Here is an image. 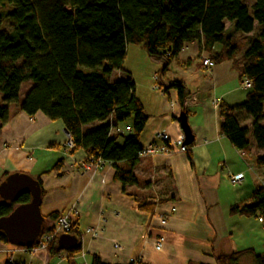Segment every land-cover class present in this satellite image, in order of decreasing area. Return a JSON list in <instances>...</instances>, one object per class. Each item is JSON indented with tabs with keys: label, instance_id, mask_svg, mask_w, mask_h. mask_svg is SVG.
I'll list each match as a JSON object with an SVG mask.
<instances>
[{
	"label": "crops",
	"instance_id": "0c3cea01",
	"mask_svg": "<svg viewBox=\"0 0 264 264\" xmlns=\"http://www.w3.org/2000/svg\"><path fill=\"white\" fill-rule=\"evenodd\" d=\"M213 48L220 50L217 44ZM126 52L123 70L117 69V75L113 71L109 78L125 79L129 73L133 79L135 94L149 117L140 137L142 147L160 144L155 133L165 131L173 152L139 158L134 167L137 180L124 191L114 179L111 164L84 170L86 153L82 148L64 152L69 135L62 121H52L41 111L30 117L11 106L10 117L0 129V181L12 172L39 178L45 192L42 215L57 210L76 212L73 219L82 235L77 237L81 252L51 255L46 249L30 252L0 241V264L7 259L23 264H89L92 254L106 264L136 260L142 264H215L217 255L238 250L245 251L237 264L246 257L254 264L255 254L264 252L263 236L254 222L264 220L230 215L228 210L248 199L255 188L264 189V166L255 162L256 156L263 158V152H256L254 145L249 154L233 146L220 131L218 113L220 103L236 105L245 98L234 60L205 66L204 58L211 59L209 52L201 51L199 42L192 41L184 43L161 72L164 62L148 55L142 45L129 44ZM173 81L185 85L184 106L177 90L170 87ZM180 113L187 115L194 137L192 160L176 147V141L184 136L178 121ZM239 116L244 125L251 126V117ZM124 122L125 128L129 127L132 118ZM97 124H87L84 129ZM114 127L122 130L118 124ZM58 160L59 168L44 172ZM239 173H243V181L230 182L229 176ZM142 203L153 204L152 210L140 209ZM54 224L47 221L46 226ZM88 227L100 232L92 237L86 233ZM160 238L162 244L156 248Z\"/></svg>",
	"mask_w": 264,
	"mask_h": 264
},
{
	"label": "trees",
	"instance_id": "16d2710c",
	"mask_svg": "<svg viewBox=\"0 0 264 264\" xmlns=\"http://www.w3.org/2000/svg\"><path fill=\"white\" fill-rule=\"evenodd\" d=\"M253 2L251 14L244 0H0V4L14 6L5 13L9 30H4L0 17V129L10 117L12 104L16 111H25L30 117L41 111L52 121L60 120L74 143L69 152L82 148L86 158L100 157L111 164L114 179L125 191L137 180L134 167L139 162L140 137L149 117L135 94L130 74L115 80H110V74L123 70L129 44L142 45L148 55L161 59L164 72L184 43L198 41L199 49L208 51L214 63L232 59L240 80H251V87L239 104L220 103L221 133L239 151L249 154L254 145L256 152H263L264 0ZM228 22L244 35L252 32L256 24L263 27L261 37L249 41L241 62L236 58L240 47L233 44V36L225 33ZM215 44L220 50L213 48ZM98 67L101 71H97ZM29 80L30 90L20 99V84ZM170 87L177 90L184 106L185 85L173 81ZM240 113L251 117L250 127L242 123ZM130 117L127 134H110L111 126ZM97 122V126L84 129ZM191 145L192 142L185 146L190 160ZM255 162L264 166V157L256 156ZM60 163L61 160L56 161L44 172L59 168ZM37 181L41 187L40 179ZM44 194L41 187V196ZM30 198L29 193L13 201L0 198V217L9 215L15 206ZM139 208L151 211L153 204L142 203ZM228 212L264 220V189L255 188L248 199L233 204ZM62 214L57 210L44 216V233L52 229V225L46 226L47 221L56 222ZM74 226L70 232L79 237L76 221ZM0 241L8 243L5 233L0 232ZM36 246L37 243L26 248ZM46 250L51 255L62 251L56 240ZM80 250L79 241L65 252L74 256ZM244 251L217 255L215 264H237ZM88 262L106 264L96 254ZM4 264L23 263L7 259ZM254 264H264V252L255 254Z\"/></svg>",
	"mask_w": 264,
	"mask_h": 264
},
{
	"label": "water",
	"instance_id": "95a60500",
	"mask_svg": "<svg viewBox=\"0 0 264 264\" xmlns=\"http://www.w3.org/2000/svg\"><path fill=\"white\" fill-rule=\"evenodd\" d=\"M178 121L184 132L183 144L193 142L194 137L187 122V115L180 113ZM64 132L69 135L66 129ZM23 193H29L31 200L15 206L9 215L0 217V232L6 234L9 244L26 248L35 245L44 232L45 218L40 209L43 199L41 187L36 178L25 172H12L0 183V198L3 200L13 201ZM56 242L58 250L62 251L70 250L79 244L77 236L71 233L59 235Z\"/></svg>",
	"mask_w": 264,
	"mask_h": 264
},
{
	"label": "built area",
	"instance_id": "2783aa9c",
	"mask_svg": "<svg viewBox=\"0 0 264 264\" xmlns=\"http://www.w3.org/2000/svg\"><path fill=\"white\" fill-rule=\"evenodd\" d=\"M203 65L205 66H213L214 62L213 60L209 59L208 57L204 58L203 60ZM157 81V77L154 78ZM241 86L242 88L248 90L251 87V80L247 78H242L241 79ZM155 87L158 88V84H155ZM111 131H115L117 133L122 132L120 129H116L114 126H111ZM127 131H130L129 127L125 128ZM155 138L160 142V144H157L155 142L148 144L147 146H143L139 153H138V158L142 157H147V156H153V154H168L172 153L173 150L167 145V141L169 140L168 135L165 131H157L155 133ZM185 140V137L182 136L180 139L176 141V147L181 150V151H186V148L183 144ZM74 147V143L72 142L70 136L67 138L65 141L64 145V152H68L70 149ZM242 153H244L242 151ZM105 164V162L99 157V158H93V157H88L86 160L83 162V169L88 170L91 167H94L95 169L99 168ZM230 182L234 184H239L243 181V173L239 174H231L229 176ZM76 212L70 210L67 213L62 214L59 218L58 221H56V224L52 225V229L48 231L47 233H44L37 239V246L35 248H25V251H30L33 252L37 248L40 249H46L48 244L51 243L53 240H57L58 236L64 233H71L72 228H76L74 226L75 220L73 219V216H75ZM100 232V229H97L95 227H88L86 230V233H89L92 237H95L98 235ZM81 233L79 232V238L81 237ZM163 238H160L156 242V248H159L162 244ZM81 264H87L86 262H83Z\"/></svg>",
	"mask_w": 264,
	"mask_h": 264
},
{
	"label": "rangeland",
	"instance_id": "374dc122",
	"mask_svg": "<svg viewBox=\"0 0 264 264\" xmlns=\"http://www.w3.org/2000/svg\"><path fill=\"white\" fill-rule=\"evenodd\" d=\"M33 1V0H32ZM244 3L247 4L248 6V10H249V13L252 14L253 12V8H252V5H253V0H244ZM13 5H10V4H0V17L2 18V22H1V25L2 27L4 28V30H9V25H8V21H9V18L6 16L5 17V13L7 11H11L13 9ZM231 23L228 22V28L226 29L225 33L227 35H230V36H233V44L234 45H238V47H240V50L238 51V53L236 54V58H237V61L241 62L243 60L242 58V54H243V51L248 47L247 45L249 44V41L253 40V39H258L260 38L261 36L259 35V33L261 32L262 30V26H258L256 24V28L250 33V34H241L240 32H237L236 30H234L233 28V25H230ZM97 71H101V69L98 67L96 68ZM117 72L115 71L113 73V75H117L116 74ZM32 85V81L29 80V81H24L20 84V94H19V98L22 99L24 98L25 94L30 90V86ZM241 87V91H243L244 93H246L248 90L242 88ZM11 106H14V104H12ZM264 123V120L262 121ZM119 127L123 130V134H127L128 131L125 129V125L126 123L125 122H120L119 124ZM119 141L121 136L118 137ZM263 157H264V151L262 153ZM259 184L258 187L259 188H263V186L260 184V182H258ZM257 224V226L259 227V231L262 233V238H263V242H264V223H259L258 221H255L254 224ZM262 240V239H261ZM242 264H250V261L248 260V258H244L243 261H242Z\"/></svg>",
	"mask_w": 264,
	"mask_h": 264
}]
</instances>
